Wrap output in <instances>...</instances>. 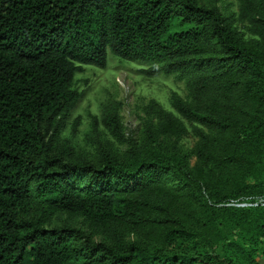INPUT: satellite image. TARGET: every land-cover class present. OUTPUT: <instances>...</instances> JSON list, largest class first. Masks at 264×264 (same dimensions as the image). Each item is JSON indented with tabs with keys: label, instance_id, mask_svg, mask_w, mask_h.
<instances>
[{
	"label": "trees",
	"instance_id": "trees-1",
	"mask_svg": "<svg viewBox=\"0 0 264 264\" xmlns=\"http://www.w3.org/2000/svg\"><path fill=\"white\" fill-rule=\"evenodd\" d=\"M236 1L230 16L203 0H0V264H262L264 0ZM109 53L149 63L146 75L190 68V98L174 93L178 114L160 109L122 155L101 146L93 160L61 130L81 97L76 72ZM100 120L128 140L115 105ZM185 120L193 167L163 136ZM33 199L43 211L28 216ZM59 210L110 223L111 242L45 227ZM149 220L167 225L160 243L124 238Z\"/></svg>",
	"mask_w": 264,
	"mask_h": 264
},
{
	"label": "rangeland",
	"instance_id": "rangeland-1",
	"mask_svg": "<svg viewBox=\"0 0 264 264\" xmlns=\"http://www.w3.org/2000/svg\"><path fill=\"white\" fill-rule=\"evenodd\" d=\"M203 1L218 5L224 15L236 16V0ZM234 25L241 37L250 35L248 29L238 20H235ZM148 65L149 63L121 58L109 53L105 66L86 63L83 65V70L76 72L73 86L81 91V97L61 130V139H68L75 153L95 160L98 158L99 148L106 146L122 155L128 147L129 139H141L147 122L157 123L160 109L178 114L173 105V95L177 93L185 99L190 98L186 87V75L191 69L172 74L161 72L146 75L140 71V68ZM112 105H115L119 111L128 140L115 137L101 123L102 113ZM185 123L187 129L183 133L163 136L165 142L169 144L174 140L177 141V144L188 153L189 165L193 167L197 164V157L192 153V149L198 141V136L193 130L192 123L187 120ZM165 178L167 183L179 185V181L174 176L167 174ZM237 202L246 201H231L228 204L236 205ZM248 204H255V201ZM240 205L243 204L239 203L238 206ZM42 211L41 203L35 199L31 200L24 209L28 216L40 215ZM161 215H163L161 212L150 214L151 217ZM44 226L49 229L64 226L79 228L88 234L92 241L109 243L113 237L110 223L96 224L84 215L66 210L56 211ZM166 226L165 223L149 220L141 226L124 227L123 235L126 240L153 245L163 240ZM256 258L264 264V248L261 245L257 248Z\"/></svg>",
	"mask_w": 264,
	"mask_h": 264
},
{
	"label": "built area",
	"instance_id": "built-area-1",
	"mask_svg": "<svg viewBox=\"0 0 264 264\" xmlns=\"http://www.w3.org/2000/svg\"><path fill=\"white\" fill-rule=\"evenodd\" d=\"M260 201H261L262 203H264V199H260ZM239 203L245 205V204H248V203H251V202H248V203H247V202H239ZM239 203L237 202L236 205H237V204L239 205ZM233 204H235V203H233ZM255 204H256V202H255Z\"/></svg>",
	"mask_w": 264,
	"mask_h": 264
}]
</instances>
